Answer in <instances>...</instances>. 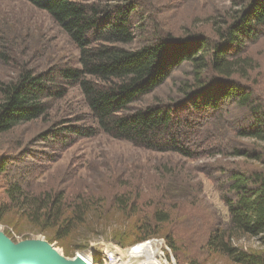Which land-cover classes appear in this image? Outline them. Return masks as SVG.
<instances>
[{"label": "trees", "instance_id": "16d2710c", "mask_svg": "<svg viewBox=\"0 0 264 264\" xmlns=\"http://www.w3.org/2000/svg\"><path fill=\"white\" fill-rule=\"evenodd\" d=\"M47 12L69 36L79 51V68L48 70L38 75L23 72L14 82L0 87V135L23 124L44 118L51 102L63 99L70 88L79 87L93 119V126L81 120L67 121L40 135L43 140L64 150L81 139L96 137L99 130L109 137L148 151L199 158L197 139L205 129L223 119L230 108L244 111L242 122L232 126L241 138L264 144V106L244 84L253 70L248 48L264 36V0H252L235 13L230 24L215 31L212 40L200 34L181 38L164 37L140 44L145 38L137 3L131 0H26ZM190 67L192 81L179 82L177 98L156 101L145 108L133 106L154 94L171 79L172 72ZM216 142V136L211 138ZM218 150V147L216 148ZM233 157L259 163L255 169H233L217 176L221 198L229 222L215 228L206 249L228 258L234 264H264V251L239 248L234 242L243 237L257 238L264 246V148L234 149ZM19 173L26 174L24 170ZM14 173L1 188L0 224L10 216L49 234L50 242L66 241L67 253L72 240L81 236L78 218L64 222L69 215L93 211L123 215L145 214L140 204H70L64 193L45 191L33 194L25 178ZM8 162L0 175H10ZM70 206V207H71ZM78 207L81 211L78 212ZM72 209V210H70ZM150 219H139L130 227L114 233V242L126 239L135 243L159 237L170 222L172 210L156 207ZM139 215V217H141ZM144 217V216H143ZM73 218V217H72ZM87 227V225L85 226ZM93 231H95L93 229ZM174 253L172 237L166 235ZM133 241V242H134Z\"/></svg>", "mask_w": 264, "mask_h": 264}, {"label": "rangeland", "instance_id": "374dc122", "mask_svg": "<svg viewBox=\"0 0 264 264\" xmlns=\"http://www.w3.org/2000/svg\"><path fill=\"white\" fill-rule=\"evenodd\" d=\"M131 1L137 3L145 30V38L138 43L144 44L164 37L181 38L192 34L212 40L215 31L230 24L235 13L252 0ZM247 57L251 59L253 70L241 84L264 106V36L248 48ZM79 67L77 47L47 12L26 0H0V87L14 82L25 71L38 75L48 70ZM191 71L186 66L172 72L165 86L134 105L133 110L156 101L177 98L175 84L192 81ZM244 114V111L230 108L223 119L212 123V133L205 129L204 138L196 141L200 157L193 160L137 148L100 130L96 137L78 140L64 150L41 139L40 135L51 127L61 128L63 123L76 119L81 120V124L93 126L80 88L72 87L63 99L51 102V109L44 118L0 135V166L7 161L11 172L8 176L0 175V194L5 182L15 177L14 173L25 170L27 173H19L17 178H25L24 185L30 192H63L68 202L65 208L77 204L110 206L122 197L126 201L122 204L143 206L144 217L137 213L123 215L113 211L99 214L95 210L82 211L77 217L69 215L64 222L78 218L85 224L80 227L81 236L86 235L85 229L90 234L86 241L82 237L72 240L69 253L66 241H49V234L54 231L42 233L25 220L21 222L12 216L0 224V232L13 245L28 241L47 242L67 260L87 254L103 262L108 255L111 264H144V260L130 259L126 255L129 249L140 243L128 238L119 245L114 242V233L119 235L120 230L139 219H150L156 207L163 209L167 205L172 216L157 238L164 239L170 250L166 252L168 264H234L224 256L210 253L206 242L215 228H225L229 222L216 177L233 169L260 167L259 163L248 161L244 156L231 155L238 148L257 151L264 148V144L241 138L237 131H232L233 125L241 124ZM213 136H216L215 143L210 141ZM80 211L81 207H78ZM166 235L172 237L174 253ZM234 243L246 251H264L257 238L243 237Z\"/></svg>", "mask_w": 264, "mask_h": 264}, {"label": "water", "instance_id": "95a60500", "mask_svg": "<svg viewBox=\"0 0 264 264\" xmlns=\"http://www.w3.org/2000/svg\"><path fill=\"white\" fill-rule=\"evenodd\" d=\"M21 244L13 245L6 237L0 238V257L5 264H59L44 250L32 246L24 249Z\"/></svg>", "mask_w": 264, "mask_h": 264}, {"label": "bare ground", "instance_id": "6f19581e", "mask_svg": "<svg viewBox=\"0 0 264 264\" xmlns=\"http://www.w3.org/2000/svg\"><path fill=\"white\" fill-rule=\"evenodd\" d=\"M0 238L3 239V234L0 232ZM8 244V243H7ZM22 248L26 249L27 247H36L44 250V252L50 256L53 260L58 262L59 264H94L91 256L87 254H80L73 260H67L62 256L52 245L44 241H30L24 242L20 245ZM144 246L138 247L137 245L132 247L126 252L128 258L132 259L135 255L143 250ZM149 251V250H148ZM1 255V254H0ZM120 261V260H119ZM0 264H5V262L0 257ZM34 264V263H33ZM96 264V263H95ZM126 264V263H124Z\"/></svg>", "mask_w": 264, "mask_h": 264}, {"label": "built area", "instance_id": "2783aa9c", "mask_svg": "<svg viewBox=\"0 0 264 264\" xmlns=\"http://www.w3.org/2000/svg\"><path fill=\"white\" fill-rule=\"evenodd\" d=\"M137 246H144V248L135 255V259L144 260V264H168L166 261V252L170 250L164 239L157 237L151 238L138 244ZM105 258L109 261V264L112 263V260L108 257V255H106ZM105 258L103 262L98 261V259H93V262L94 264H108ZM147 260H149V262Z\"/></svg>", "mask_w": 264, "mask_h": 264}]
</instances>
